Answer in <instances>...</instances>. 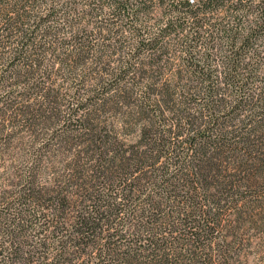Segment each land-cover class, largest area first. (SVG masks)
Masks as SVG:
<instances>
[{
  "label": "trees",
  "instance_id": "trees-1",
  "mask_svg": "<svg viewBox=\"0 0 264 264\" xmlns=\"http://www.w3.org/2000/svg\"><path fill=\"white\" fill-rule=\"evenodd\" d=\"M13 155L0 264H235L226 211L264 232V0H0Z\"/></svg>",
  "mask_w": 264,
  "mask_h": 264
},
{
  "label": "rangeland",
  "instance_id": "rangeland-1",
  "mask_svg": "<svg viewBox=\"0 0 264 264\" xmlns=\"http://www.w3.org/2000/svg\"><path fill=\"white\" fill-rule=\"evenodd\" d=\"M16 144L18 145V143ZM16 151L19 152L20 149L17 148ZM14 157L11 158L7 156L6 158L8 159L5 160L0 156V194L3 189L12 191L14 188L11 184L17 180V178L14 177V172H17L15 166L18 164L16 161L18 157L16 155ZM237 216V213L232 211V209L227 210L224 216V218L232 219L233 221L231 225L234 226H228V233L233 235L232 237L236 242L232 250L227 254H234L235 264H255L258 258L264 255V232L256 227L255 224H252V221H248L246 214H244L242 220L238 222L233 220L237 218ZM260 244H262V247L259 246ZM258 249H261L262 253ZM219 259H221V256Z\"/></svg>",
  "mask_w": 264,
  "mask_h": 264
}]
</instances>
